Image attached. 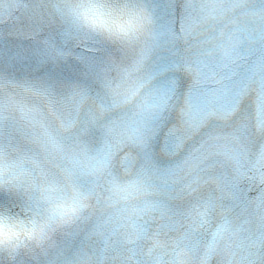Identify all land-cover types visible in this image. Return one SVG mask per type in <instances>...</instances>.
<instances>
[{
    "label": "clouds",
    "instance_id": "9594fccd",
    "mask_svg": "<svg viewBox=\"0 0 264 264\" xmlns=\"http://www.w3.org/2000/svg\"><path fill=\"white\" fill-rule=\"evenodd\" d=\"M0 264H264V0H0Z\"/></svg>",
    "mask_w": 264,
    "mask_h": 264
}]
</instances>
